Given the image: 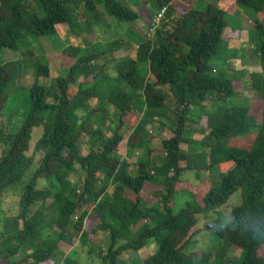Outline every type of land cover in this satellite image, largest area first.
I'll list each match as a JSON object with an SVG mask.
<instances>
[{
	"label": "trees",
	"instance_id": "trees-1",
	"mask_svg": "<svg viewBox=\"0 0 264 264\" xmlns=\"http://www.w3.org/2000/svg\"><path fill=\"white\" fill-rule=\"evenodd\" d=\"M127 1L147 8L150 19L145 37L133 29L140 15ZM174 1L0 0V50L18 52L26 38L53 36L58 26H67L88 49L65 75L55 79V91L39 84L40 77H49V67H36L21 125L15 133L0 127V206L9 191L21 186L13 232L0 238V263L55 264L58 245H71L76 239L89 248L98 264H124L127 252L138 253L151 240L157 249L141 264H264L260 255L264 240H251L247 230L264 232V79L258 86L263 102L258 131L249 147L230 146L233 139L251 133L254 124L248 106L207 109L206 105L240 96L234 83L244 74L239 71L229 78L222 71L232 70L233 60L248 55L235 54L233 60L221 61L224 44L239 39L240 34H226V13L217 6L222 0H194L184 13L178 12ZM234 1L250 15L248 20L258 35L253 55L264 68V0ZM98 7L125 29V38L135 46L134 57L112 60L115 44L102 48L86 40L100 18ZM79 11L86 18L83 22ZM109 55L112 73L99 71L93 63ZM22 72V59L0 65V116L8 97L19 90L15 83ZM93 73L92 84L80 83L76 93L70 92L81 74ZM169 99L175 127L155 146L158 129L164 127L159 111ZM109 107L117 113L119 128L126 116L141 115L127 137L125 158L117 150L122 140L119 128L111 136L103 131L110 129ZM199 108L205 131L200 140H193L186 127L190 113ZM39 129L41 134L28 155L34 131ZM83 139L87 140L86 155L81 154ZM182 144L190 146L192 154L184 152ZM133 150L141 155L130 164ZM37 155L40 158L35 162ZM224 163L233 167L219 187L208 180L197 184L182 180L186 172H209ZM77 174L81 178L76 179ZM148 186L156 188V204L142 197ZM237 192L240 204L225 216L221 209ZM182 193L189 200L176 211L174 201ZM84 205L90 210L73 222ZM90 213L97 222L88 232L83 225ZM211 214L216 218L208 228L219 243L195 261L188 251L198 217ZM226 218L232 223L221 229ZM102 235L107 236L106 248L90 240ZM232 249L239 251L237 258L230 255ZM61 264L78 263L65 256Z\"/></svg>",
	"mask_w": 264,
	"mask_h": 264
},
{
	"label": "rangeland",
	"instance_id": "rangeland-1",
	"mask_svg": "<svg viewBox=\"0 0 264 264\" xmlns=\"http://www.w3.org/2000/svg\"><path fill=\"white\" fill-rule=\"evenodd\" d=\"M194 0H187L186 2H179L175 0V7L178 12L184 13L189 8L192 7ZM132 10L136 11L140 15V20L133 24V29L140 36L145 37L148 32L147 24L149 22V13L145 6H135L131 2H126ZM217 6L226 13V19L228 22V27L225 32L228 36H233V32H239V39L229 41L224 44L221 50L222 60L232 59L234 55H243L248 56L247 59H238L233 60L231 64L232 70H228L225 73L229 78L236 75L237 72H242L244 75L241 76L238 82L234 83V89L237 91L240 96L225 100L215 99L211 103L206 105L207 109H211L213 106L216 108L223 107L230 109L232 107L246 105L249 108V115L252 123L254 124L251 129V133L242 138L233 139L232 142H229V145L232 146H241L249 147L253 137L258 131V127L261 120V111L263 107V102L260 97L258 86L261 85L264 79V68L260 65L259 59L257 56L253 55L255 53L256 45L258 43V35L255 34L253 24L249 23L248 18L250 15L248 12L239 8L234 0H222L217 3ZM201 7V6H200ZM100 13V18L97 23L93 25V31L89 35H85L86 40L91 42L93 45H99L102 48H109L111 45L115 44L116 51L111 58L107 56L96 60L93 65L104 71L112 73V63L111 59L122 60L130 57H134L135 46L129 38H125L124 33L125 29L116 25L115 21L106 16L100 7L97 8ZM80 14V21H85ZM57 33L50 37L44 38H35L28 37L22 42H20V50L18 52H13L10 50H0V65L7 62H14L17 60H23V72L21 77L16 81V86H19V90L15 93L13 92L5 102L2 115L0 116V127H3L8 130V132L15 133L16 130L21 125L27 110L29 102L28 91L30 87L35 83L34 70L38 66H48L49 67V77H40L39 84L47 87H51L55 91V79L59 76L65 75L69 67L72 66L75 61L86 55L88 51L87 46H85L82 38L72 35L67 26H58ZM228 48V49H227ZM31 53L29 59H23L24 54ZM235 55V56H236ZM111 58V59H110ZM219 61L215 62L217 64ZM222 63V62H220ZM219 65V64H218ZM217 65V66H218ZM97 70V71H98ZM95 73L88 75L87 77L84 74H81L76 84L70 89L71 93L77 92V87L80 83L83 84H92L93 76ZM49 101H53L52 98ZM166 103V106L159 112L163 114L160 119L164 123V127L158 129V135L155 139V146L159 140L166 139L170 136L172 128L175 127V118L171 111L174 109L172 101ZM93 106V104H92ZM202 108L193 109V112L190 113L189 120L187 122V130L190 134H187L189 138L193 140H200L203 137L201 133L205 126L204 118H201ZM109 116L110 121L107 123L110 129L103 128V131L106 136L112 135V130L119 128L118 116L116 111L109 107ZM141 117L140 114L134 113L125 117L124 126L119 128V134L122 135V140L117 144L118 154L125 158L126 151L129 148L126 146V140L128 135L131 133L133 126L136 124L138 118ZM155 127V126H154ZM155 132L157 129L155 127ZM36 132V133H35ZM41 134V129L34 131V136L31 141L30 151L28 155L32 153L33 147L37 139ZM81 154L86 155L88 153L87 140L83 139L81 142ZM232 144V145H231ZM181 148L184 152L188 153L191 150L190 146L187 144H182ZM133 157L129 160L130 164H133L136 159L141 155V151L133 150ZM2 150L0 149V156ZM189 155L192 153H188ZM40 158L39 155L36 156L35 162ZM201 162H206L204 159H201ZM182 167H185V163H181ZM233 164L224 163L210 169L209 172H186L182 176V180L187 183L197 184L199 180H208L213 187H219L221 185L222 177L231 170ZM81 178L80 174H77L76 179ZM185 186V185H184ZM20 188L11 190L7 193L3 199V205L0 206V238L3 235L13 232L14 227L13 222L17 215V203L18 198L20 197ZM112 190V185L109 187V192ZM156 188L148 186L142 197L149 204H156L157 197L155 196ZM189 200V196L186 193L180 194L176 197L174 201V209L178 211L181 207L184 206V203ZM240 204V195L235 193L228 201L227 205L221 210L225 216H228L229 211L232 207L238 206ZM90 210L87 205H84L75 215L73 222L79 217L80 213ZM215 215L211 214L207 218L203 216L198 217V225L195 227L197 233L192 238V244L189 248V254L194 258L195 261H199L202 255L217 246L219 243L218 238L213 234L208 228V224L215 219ZM97 222V218L93 216L92 213L89 214L88 220L85 221L83 225V230L90 232L91 229ZM90 240L94 244L100 245L102 248H106L108 244L107 236L102 235L99 237H90ZM71 245L66 243H60L58 245L57 253L55 254L54 261L55 264H61L65 256H69L72 259L77 260L78 264H98L97 259L89 254V248L83 247L78 244L77 240L74 239ZM6 245V244H5ZM157 249V245L154 240H151L148 244V247L144 250L134 253L132 251L127 252L123 257L122 261L124 264H141L143 259L147 256L153 254ZM230 255L237 258L239 256V251L232 249ZM260 255L264 258V247L260 250ZM2 264V263H0ZM52 264V263H48Z\"/></svg>",
	"mask_w": 264,
	"mask_h": 264
},
{
	"label": "clouds",
	"instance_id": "clouds-1",
	"mask_svg": "<svg viewBox=\"0 0 264 264\" xmlns=\"http://www.w3.org/2000/svg\"><path fill=\"white\" fill-rule=\"evenodd\" d=\"M249 23L251 24L250 20H248ZM231 220L230 219H224L221 221L220 224V228L221 229H228L229 225L231 224ZM236 225H232V230H235ZM249 231V238L253 241H257V240H264V232L259 231L258 229H247Z\"/></svg>",
	"mask_w": 264,
	"mask_h": 264
},
{
	"label": "built area",
	"instance_id": "built-area-1",
	"mask_svg": "<svg viewBox=\"0 0 264 264\" xmlns=\"http://www.w3.org/2000/svg\"><path fill=\"white\" fill-rule=\"evenodd\" d=\"M165 9H163L155 18V23H157L159 21V19H161V16L163 15ZM153 31V28L150 30V32Z\"/></svg>",
	"mask_w": 264,
	"mask_h": 264
}]
</instances>
